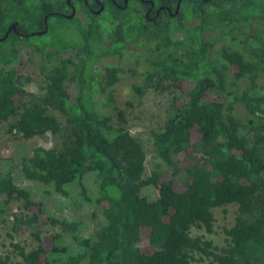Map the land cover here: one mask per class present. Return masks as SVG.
Segmentation results:
<instances>
[{
    "label": "trees",
    "instance_id": "trees-1",
    "mask_svg": "<svg viewBox=\"0 0 264 264\" xmlns=\"http://www.w3.org/2000/svg\"><path fill=\"white\" fill-rule=\"evenodd\" d=\"M101 1L104 10L97 14L96 0H70L77 12L69 20L68 0H0V40L17 24V32L0 42V126L11 122L8 133L24 140L47 134L62 139L61 149L37 147L23 160L24 178L64 197L67 186L77 184L84 197V180L94 175L98 192L85 199L104 220L91 237L75 235L74 248L62 234L51 235L46 246L39 231L34 250L15 245L21 262L0 255V264H191L196 256L215 264H264V92L235 91L256 88L264 76V0H148L140 7ZM152 2L165 11L155 17L154 9L149 20L145 12ZM180 2L178 15H171L167 10L175 14ZM46 16L45 35L56 30L52 19L69 20L78 23L83 43L31 44L51 67L42 70L46 94L27 101L22 72L30 57L20 46L45 36L32 34L45 30ZM209 31L219 33L215 40ZM226 36L241 48L217 51ZM140 52L146 55L147 81L180 92L164 125L151 133L158 162L146 178L144 142L131 134L125 112L116 106L121 70L97 66L100 58ZM146 90L134 86L139 97ZM96 96L113 115L97 110ZM50 109L66 118L65 125ZM182 172L186 180L178 182ZM150 186L158 191L153 201L142 195ZM12 201L23 202L29 226L47 218L64 232L78 231L76 222L47 216L12 173L0 174V224ZM231 205L238 206V215L225 229L224 247L191 235L193 228L214 233V210Z\"/></svg>",
    "mask_w": 264,
    "mask_h": 264
},
{
    "label": "rangeland",
    "instance_id": "rangeland-1",
    "mask_svg": "<svg viewBox=\"0 0 264 264\" xmlns=\"http://www.w3.org/2000/svg\"><path fill=\"white\" fill-rule=\"evenodd\" d=\"M77 15L83 20L85 19L81 14L77 13ZM50 26L56 27L55 32L43 37L28 38L20 46L22 53H26L30 57V61L22 72L24 77L23 82H26L24 89L28 93L27 101L31 96L42 97L46 94V81L42 70L45 67H51L31 44L61 45V41L75 45L83 43L77 22L52 19ZM209 32L207 35L214 37L212 40H215L219 35L218 32ZM235 32H238V30ZM221 48H241V45L238 40L234 41L231 40V36H226L215 47L217 51L221 50ZM145 57L146 55L142 54V52L135 56L129 55L125 59L104 57L98 60L97 66L100 69L104 66H116L121 70L120 81L116 85L115 92L116 106L125 112L126 127L131 134L144 142L147 154L146 178L157 170L158 162L155 157L154 141L151 133L164 125L168 109L177 98H180V92L175 87L161 90L152 86L146 78L145 69L148 68V65L145 63ZM134 71L136 73H133ZM168 84V82H165L163 86H168ZM134 86H146V93L141 97L137 96ZM235 91L237 95L242 94L244 91H249L250 93L264 92V76L256 81V88L240 86ZM95 104L101 114H114L112 108L102 106L97 96L95 97ZM49 113L56 116L59 122L65 125L66 118L58 110L50 109ZM241 113L242 110L238 107L236 115L240 116ZM10 123L5 122L0 126V174L12 173L15 183L19 187L26 189L34 201L42 203L47 216L50 218H58L61 221L72 223L76 222L79 225L77 232H64L65 229L62 226L53 225L50 221H47V218H42L38 220L39 227L34 228L27 224L31 215L24 210L23 202L12 201L5 206L6 213L0 224V255L9 257L13 263L21 262L22 257L15 248V245L21 246L26 252L34 250L39 245V241L36 238V233L39 231L40 237L46 246L52 244L51 235L62 234L63 242L67 246L74 248L73 237L75 235L81 238L91 237L99 228V224L104 222L101 211L85 199L86 196H94L98 192L94 180L95 176L90 174L85 178L82 186L84 197L80 186L77 184L67 186L69 197H64L57 194L52 186L26 180L21 171L23 160L31 157L37 147L61 149L62 139L60 136L47 134L46 136L32 140H24L8 133ZM252 137H254V132L249 134V138ZM179 159L181 162H184L183 156H179ZM163 170L166 171V169ZM185 180L186 176L184 172L177 175L178 182H184ZM142 195L146 199L148 198L153 201L158 198V191L156 188L150 186L142 190ZM1 200L6 202L7 198L3 196ZM214 215L216 221L214 233L208 234L204 229L193 228L191 235L193 237H204L212 241L216 246L224 247L227 243L225 229L231 228L234 225V220H236L238 215V206L231 205L215 209ZM142 246L145 247L146 245ZM195 258L191 264H215L205 258L202 259L200 256H196Z\"/></svg>",
    "mask_w": 264,
    "mask_h": 264
},
{
    "label": "flooded vegetation",
    "instance_id": "flooded-vegetation-1",
    "mask_svg": "<svg viewBox=\"0 0 264 264\" xmlns=\"http://www.w3.org/2000/svg\"><path fill=\"white\" fill-rule=\"evenodd\" d=\"M203 1H206V0H203ZM207 1H208V0H207ZM96 2H97V4L99 5V7L101 8L102 5H103V4H102V1H101V0H96ZM149 2H151V1H148V0H128L127 3H125V1H124V5H125V7L130 6V5H134V6H136V7H140V5H142V4L147 5ZM69 6H70V8H71V13H72L74 7L70 4V2H69ZM177 7H178V6H177ZM154 9H155V5H154V3L152 2V3H151V8H148V9L146 10V12H145V17H146L147 19L151 20L150 15L152 14V12H153ZM176 9H177V8H176ZM163 11H165L164 7H159V8H157V9H155V12H154L153 14H154L155 17H159L160 13L163 12ZM167 11H168L171 15L175 16L174 14H172V12H171L170 9L167 10ZM175 11H176V10H175ZM76 12H77V11H76ZM98 12H99V11H98ZM96 13H97V12H96ZM97 14H98V13H97ZM66 16H67V15H64L65 18H66Z\"/></svg>",
    "mask_w": 264,
    "mask_h": 264
},
{
    "label": "water",
    "instance_id": "water-1",
    "mask_svg": "<svg viewBox=\"0 0 264 264\" xmlns=\"http://www.w3.org/2000/svg\"><path fill=\"white\" fill-rule=\"evenodd\" d=\"M69 2H70V0H68V3ZM127 2H128V0H125V3H127ZM180 5H181V2L179 3L174 15H178L179 10H180ZM103 10H104V6L102 5V7H101L100 11L98 12V14H100ZM75 15H76V9L74 8L72 13L70 15H67L66 18L69 19V20H72L75 17ZM48 18H49V16H46L45 19H44V23L46 25L45 30L42 31V32L33 33L32 34L33 36L34 35H45V34L48 33V31H49ZM11 32H17V24L16 23L11 25V27L9 28L8 33L6 34L5 38L1 39L0 42L6 40Z\"/></svg>",
    "mask_w": 264,
    "mask_h": 264
}]
</instances>
